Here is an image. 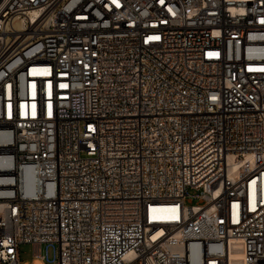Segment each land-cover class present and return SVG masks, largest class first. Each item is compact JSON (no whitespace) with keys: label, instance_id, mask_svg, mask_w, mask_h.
Returning a JSON list of instances; mask_svg holds the SVG:
<instances>
[{"label":"built area","instance_id":"2783aa9c","mask_svg":"<svg viewBox=\"0 0 264 264\" xmlns=\"http://www.w3.org/2000/svg\"><path fill=\"white\" fill-rule=\"evenodd\" d=\"M21 244L264 264V0H0V264Z\"/></svg>","mask_w":264,"mask_h":264},{"label":"rangeland","instance_id":"374dc122","mask_svg":"<svg viewBox=\"0 0 264 264\" xmlns=\"http://www.w3.org/2000/svg\"><path fill=\"white\" fill-rule=\"evenodd\" d=\"M193 194V191H190ZM195 200H193L194 202ZM53 246H45L41 247V253L43 254V259L38 257H34L32 255V248L29 244H21L19 247V264H45L47 262L46 259H51L53 255Z\"/></svg>","mask_w":264,"mask_h":264}]
</instances>
